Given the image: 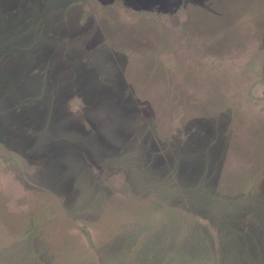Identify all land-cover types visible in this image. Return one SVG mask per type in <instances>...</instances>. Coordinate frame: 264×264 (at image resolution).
I'll list each match as a JSON object with an SVG mask.
<instances>
[{
	"label": "rangeland",
	"instance_id": "obj_1",
	"mask_svg": "<svg viewBox=\"0 0 264 264\" xmlns=\"http://www.w3.org/2000/svg\"><path fill=\"white\" fill-rule=\"evenodd\" d=\"M0 264H264V0H0Z\"/></svg>",
	"mask_w": 264,
	"mask_h": 264
},
{
	"label": "crops",
	"instance_id": "obj_2",
	"mask_svg": "<svg viewBox=\"0 0 264 264\" xmlns=\"http://www.w3.org/2000/svg\"><path fill=\"white\" fill-rule=\"evenodd\" d=\"M250 239H251L252 243H253V244H255V245H256V243H255V242H258V240H257V241H255V239H256V237H255V236H251V237H250ZM194 247L196 248V245H194ZM203 250H204V251H207V250H208L212 256H213V254H214V253H212L211 249H209V247H208V246H206V247H203ZM203 250H200L198 253L200 254V252H201V251H203ZM231 262H232V261H231Z\"/></svg>",
	"mask_w": 264,
	"mask_h": 264
}]
</instances>
